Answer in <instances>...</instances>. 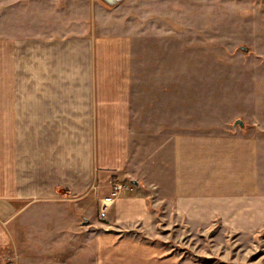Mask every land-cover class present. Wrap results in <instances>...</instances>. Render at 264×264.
I'll return each instance as SVG.
<instances>
[{
  "label": "crops",
  "instance_id": "obj_1",
  "mask_svg": "<svg viewBox=\"0 0 264 264\" xmlns=\"http://www.w3.org/2000/svg\"><path fill=\"white\" fill-rule=\"evenodd\" d=\"M118 5L0 0V264H179L109 227L264 226L259 134L162 125ZM112 184L128 188L100 219Z\"/></svg>",
  "mask_w": 264,
  "mask_h": 264
},
{
  "label": "rangeland",
  "instance_id": "obj_2",
  "mask_svg": "<svg viewBox=\"0 0 264 264\" xmlns=\"http://www.w3.org/2000/svg\"><path fill=\"white\" fill-rule=\"evenodd\" d=\"M119 1L114 14L134 37L137 62L147 65L157 120L173 131L259 134L264 193V0ZM46 30L39 22L19 26L23 36ZM228 224L173 219L146 235L139 224L109 229L160 247L159 258L179 264H264L259 216Z\"/></svg>",
  "mask_w": 264,
  "mask_h": 264
},
{
  "label": "built area",
  "instance_id": "obj_3",
  "mask_svg": "<svg viewBox=\"0 0 264 264\" xmlns=\"http://www.w3.org/2000/svg\"><path fill=\"white\" fill-rule=\"evenodd\" d=\"M123 188H128L124 187L123 185L120 184H112V190L109 196L103 197L100 200V205H99V218L103 219L104 215L107 211L108 206L114 201V199L119 195L121 190ZM7 264H15V262L10 261Z\"/></svg>",
  "mask_w": 264,
  "mask_h": 264
},
{
  "label": "water",
  "instance_id": "obj_4",
  "mask_svg": "<svg viewBox=\"0 0 264 264\" xmlns=\"http://www.w3.org/2000/svg\"><path fill=\"white\" fill-rule=\"evenodd\" d=\"M107 1H109V2H114L115 0H107ZM241 49L246 50V47L242 46ZM237 125H239V126L242 127V126H243V121L240 120V119H237V120L234 122V126H237ZM133 183L136 184L135 182H133Z\"/></svg>",
  "mask_w": 264,
  "mask_h": 264
}]
</instances>
